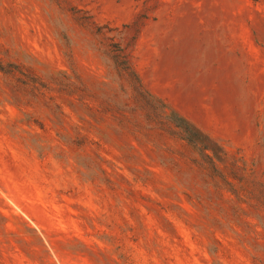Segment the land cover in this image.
<instances>
[{
  "label": "rangeland",
  "instance_id": "rangeland-1",
  "mask_svg": "<svg viewBox=\"0 0 264 264\" xmlns=\"http://www.w3.org/2000/svg\"><path fill=\"white\" fill-rule=\"evenodd\" d=\"M0 67V264H264V0H0Z\"/></svg>",
  "mask_w": 264,
  "mask_h": 264
},
{
  "label": "trees",
  "instance_id": "trees-1",
  "mask_svg": "<svg viewBox=\"0 0 264 264\" xmlns=\"http://www.w3.org/2000/svg\"><path fill=\"white\" fill-rule=\"evenodd\" d=\"M0 70H2L1 67ZM169 118L171 121L167 122V125L172 126V128H170V132L174 136L186 141L190 146H192V148L196 149L201 157L209 160L211 167L214 168L215 163L213 158L216 153L212 152L214 154L209 155V151L211 150H209L206 145L208 140L192 126L187 124L186 121L178 118L176 115L172 114Z\"/></svg>",
  "mask_w": 264,
  "mask_h": 264
}]
</instances>
